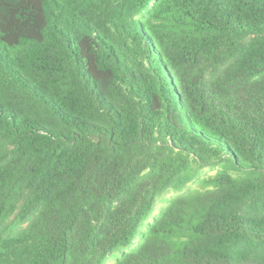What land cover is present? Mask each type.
Segmentation results:
<instances>
[{"label":"trees","instance_id":"1","mask_svg":"<svg viewBox=\"0 0 264 264\" xmlns=\"http://www.w3.org/2000/svg\"><path fill=\"white\" fill-rule=\"evenodd\" d=\"M0 264H264V0H0Z\"/></svg>","mask_w":264,"mask_h":264},{"label":"rangeland","instance_id":"2","mask_svg":"<svg viewBox=\"0 0 264 264\" xmlns=\"http://www.w3.org/2000/svg\"><path fill=\"white\" fill-rule=\"evenodd\" d=\"M168 198H169V196L165 197L163 200L165 201V200L168 199ZM164 201H162V202H159V201H158L159 206L156 207L157 209L155 210V213H154L153 216L151 217V220H150L151 222H152V220L154 219V217L160 215L161 212L163 211V209L166 207V205L164 206ZM158 203H157V205H158ZM139 239H140V237L137 238L136 243H138V240H139ZM115 258H116L115 255L111 256V258H110V262L112 263V262L115 260Z\"/></svg>","mask_w":264,"mask_h":264}]
</instances>
